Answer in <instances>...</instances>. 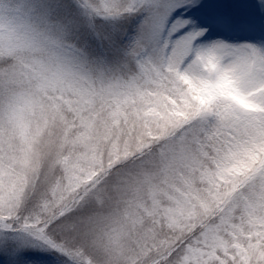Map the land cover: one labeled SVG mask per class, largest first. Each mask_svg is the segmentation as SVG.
I'll return each mask as SVG.
<instances>
[{
    "label": "snow or ice",
    "instance_id": "1",
    "mask_svg": "<svg viewBox=\"0 0 264 264\" xmlns=\"http://www.w3.org/2000/svg\"><path fill=\"white\" fill-rule=\"evenodd\" d=\"M0 264H264V0H0Z\"/></svg>",
    "mask_w": 264,
    "mask_h": 264
}]
</instances>
